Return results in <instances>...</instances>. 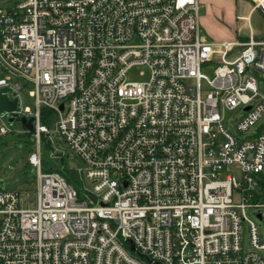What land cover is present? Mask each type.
Wrapping results in <instances>:
<instances>
[{
	"label": "built area",
	"instance_id": "2783aa9c",
	"mask_svg": "<svg viewBox=\"0 0 264 264\" xmlns=\"http://www.w3.org/2000/svg\"><path fill=\"white\" fill-rule=\"evenodd\" d=\"M0 2V89L38 143L36 198L0 192V264H264V41H208L199 0ZM42 135L80 159L82 193L43 170Z\"/></svg>",
	"mask_w": 264,
	"mask_h": 264
},
{
	"label": "rangeland",
	"instance_id": "374dc122",
	"mask_svg": "<svg viewBox=\"0 0 264 264\" xmlns=\"http://www.w3.org/2000/svg\"><path fill=\"white\" fill-rule=\"evenodd\" d=\"M249 1L252 3V8L254 9V2L252 0ZM240 9V5L234 7L228 2L217 5L213 4L212 7L200 3V27L202 36L208 41L229 37L235 38L236 31L241 30L246 24L243 20L238 19V15L241 14ZM256 10L257 11L250 18V22L258 28H264V17L259 9ZM256 40L264 41V39ZM239 41L242 42V39L239 38ZM215 68V63H208L203 65L201 70L204 75L212 78ZM142 72H144V75ZM249 75L256 80L259 91L264 95V73L252 69L249 71ZM129 76L130 79L134 81L148 79V73L145 69H134ZM21 95L25 106L35 110V99L30 96V90L26 89L22 91ZM226 117L227 119L237 121L240 119L241 114L236 115L234 113H228ZM263 122L264 119L256 125V128L261 126ZM3 124H5L10 131L0 136V192L16 190L20 191L25 197L30 194V199L34 200L36 198L34 191L36 188L38 170L35 166L30 164L29 159L33 153L38 151V143L34 135L28 133L19 122L10 123L6 117H0V126ZM54 128L55 125L53 121L50 124L51 134L54 133ZM243 137L246 138L247 135L245 134ZM40 149L41 158L44 164L49 168L60 166V159H63L65 165L70 168L79 169L82 167L80 159H78L76 154L62 138L55 137L49 148L46 146L45 142H42ZM249 217L260 224L264 231V220L258 221L251 213H249ZM248 240L249 225L248 223H244V250L248 247Z\"/></svg>",
	"mask_w": 264,
	"mask_h": 264
},
{
	"label": "crops",
	"instance_id": "0c3cea01",
	"mask_svg": "<svg viewBox=\"0 0 264 264\" xmlns=\"http://www.w3.org/2000/svg\"><path fill=\"white\" fill-rule=\"evenodd\" d=\"M229 3L233 5L234 7L240 5L241 14L238 15V19L243 20L246 24L245 27H242L241 30L236 31L235 38H224V39H216V42L221 41H239V38L242 39V42H246L249 40L250 37H254L256 39H264V28H258L256 25H253L250 22V18L252 15L257 11L252 8V3L249 0H199V3L201 4H207L209 7H212L213 4L217 5L220 3ZM250 2V3H248ZM261 11V10H260ZM263 17L264 14L261 11Z\"/></svg>",
	"mask_w": 264,
	"mask_h": 264
},
{
	"label": "water",
	"instance_id": "95a60500",
	"mask_svg": "<svg viewBox=\"0 0 264 264\" xmlns=\"http://www.w3.org/2000/svg\"><path fill=\"white\" fill-rule=\"evenodd\" d=\"M8 91V88L0 89V116H5L10 123L19 122L27 131H33L35 128V119L33 117L27 119L24 115L18 112V100L10 99L7 96ZM128 242L130 244V250L133 254H137L141 258H145L149 263H151V259L148 257V255L141 254L139 251H137L131 240Z\"/></svg>",
	"mask_w": 264,
	"mask_h": 264
},
{
	"label": "trees",
	"instance_id": "16d2710c",
	"mask_svg": "<svg viewBox=\"0 0 264 264\" xmlns=\"http://www.w3.org/2000/svg\"><path fill=\"white\" fill-rule=\"evenodd\" d=\"M52 116V112L47 109H42L41 112V122L44 124H48L49 117ZM28 133L34 135L33 131H28ZM35 137V136H34ZM36 139V138H35ZM45 142L46 146L49 148L51 145V142L48 140V138L44 135L41 137V143ZM61 165L58 167L49 168L44 162L42 163V168L44 171H56L59 172L69 184H72L77 189H79V192L82 193V186L83 183L77 173V171L74 168H70L65 165L64 160L60 159Z\"/></svg>",
	"mask_w": 264,
	"mask_h": 264
}]
</instances>
